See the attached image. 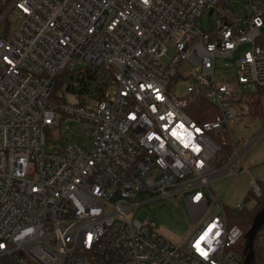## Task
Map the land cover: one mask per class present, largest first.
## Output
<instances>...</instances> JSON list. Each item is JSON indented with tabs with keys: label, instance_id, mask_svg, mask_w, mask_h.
Returning <instances> with one entry per match:
<instances>
[{
	"label": "built area",
	"instance_id": "2783aa9c",
	"mask_svg": "<svg viewBox=\"0 0 264 264\" xmlns=\"http://www.w3.org/2000/svg\"><path fill=\"white\" fill-rule=\"evenodd\" d=\"M259 42L264 0H0V264H241L244 231L213 187L255 141L239 145L230 125L233 102L264 90ZM219 57L236 58V86L216 79ZM75 69L105 96L66 88L68 103L62 87L53 100ZM198 97L217 105L213 120L188 114ZM146 190L185 201L182 246L140 211Z\"/></svg>",
	"mask_w": 264,
	"mask_h": 264
},
{
	"label": "rangeland",
	"instance_id": "374dc122",
	"mask_svg": "<svg viewBox=\"0 0 264 264\" xmlns=\"http://www.w3.org/2000/svg\"><path fill=\"white\" fill-rule=\"evenodd\" d=\"M246 7L247 4L245 2L235 3L233 6L234 14L240 18L243 17ZM7 24V21H5L2 27ZM13 26L14 23L10 25L12 28ZM200 26L204 28L209 27V21L206 18L203 19L200 22ZM251 47V44L240 47L238 56L241 57ZM235 63L236 58H217L215 67L216 79L218 81L229 80L231 85L236 86L237 83L234 80L236 77ZM254 88L255 86L251 87L248 91ZM170 90L178 97L185 96L187 94V81L181 78L174 80L170 86ZM111 92H116L115 86L111 89ZM60 93L66 102H75L74 95L67 91L66 85L63 86ZM262 102L264 110V95ZM233 105L238 113L236 121L230 125L233 140L239 145H244L259 136L250 148V152L243 158V163H249L248 159L252 155V151L260 146L264 147V132L262 133L264 130V115L262 118L250 117L246 96L240 101L233 102ZM52 139L55 140L54 136ZM253 180H258L264 185V157L262 160L251 164L249 170L236 173L225 171L214 182L213 190L225 207L236 208L242 206L251 209L254 207L256 201L252 197L247 201L246 197L253 189ZM137 200L145 202L141 206L140 211L145 210L148 212L152 224L156 227V231L175 246H182L183 241L189 235L188 230L191 224L190 214L185 201L180 199L176 204L170 198L159 197L157 192L151 190L141 191ZM259 244L264 254V240H260Z\"/></svg>",
	"mask_w": 264,
	"mask_h": 264
},
{
	"label": "trees",
	"instance_id": "16d2710c",
	"mask_svg": "<svg viewBox=\"0 0 264 264\" xmlns=\"http://www.w3.org/2000/svg\"><path fill=\"white\" fill-rule=\"evenodd\" d=\"M9 27V24H7ZM260 45L264 46V42H259ZM68 80L69 83H68ZM96 80V75L90 72L86 73V70L83 72L80 69L75 70H67L62 75L58 76L56 80L55 90L53 93V100L59 101L57 92L68 83L66 86L67 89H73L79 93V95H85L86 92L92 93L93 91L100 92L97 95L105 96V87H99L92 85V81ZM110 80V78H108ZM264 95V90H258L251 93L250 103H249V115L252 118H262L264 115L263 110V102L262 98ZM81 97V96H79ZM101 99V97H99ZM84 103V100L80 101V104ZM188 114L197 122L203 123L206 121L213 120L218 114L219 109L216 104L211 102L210 100L204 97H198L192 100H189L187 105ZM225 138L231 140V136L229 134L225 135ZM225 153L231 154L233 151V146L230 143L227 147H225ZM262 188V195L260 197H254L252 190L249 192L246 200H250L251 197L255 199L256 203L253 208L248 209L246 207L241 208H227V214L229 217L230 225H238L244 231V236L238 244V250L242 257L241 264H243L245 260V249L247 246V234L254 222L255 217L260 212V210L264 207V185L260 183ZM260 240H264V225L259 230L255 242H254V259L256 264H264V254L263 249L260 247Z\"/></svg>",
	"mask_w": 264,
	"mask_h": 264
},
{
	"label": "water",
	"instance_id": "95a60500",
	"mask_svg": "<svg viewBox=\"0 0 264 264\" xmlns=\"http://www.w3.org/2000/svg\"><path fill=\"white\" fill-rule=\"evenodd\" d=\"M257 138H255L254 140H256ZM263 225H264V207L260 210V212L255 217L254 222L247 234V246L245 249L246 257H245L243 264H256L255 259H254V242H255V239H256V236L259 230L261 229Z\"/></svg>",
	"mask_w": 264,
	"mask_h": 264
},
{
	"label": "crops",
	"instance_id": "0c3cea01",
	"mask_svg": "<svg viewBox=\"0 0 264 264\" xmlns=\"http://www.w3.org/2000/svg\"><path fill=\"white\" fill-rule=\"evenodd\" d=\"M264 132V130L262 131V133ZM257 140V139H256ZM255 140V141H256ZM254 141V142H255ZM252 147V146H251ZM250 147V148H251ZM248 149V150H246L244 153H243V155H242V158H241V168H242V171H244V170H249L250 169V166H251V164H253L254 162H257V161H259V160H262L263 159V157H264V147H262V146H260V147H258L257 149H255V150H253L252 151V155L249 157V159H248V161H249V163L248 162H244L243 163V158L245 157V156H247V154L250 152V150L251 149ZM219 198V197H218Z\"/></svg>",
	"mask_w": 264,
	"mask_h": 264
}]
</instances>
